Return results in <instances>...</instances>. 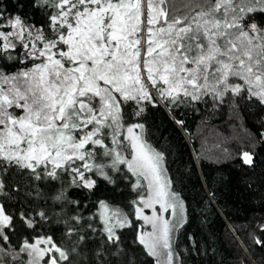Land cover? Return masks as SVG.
<instances>
[{
	"label": "snow or ice",
	"instance_id": "1",
	"mask_svg": "<svg viewBox=\"0 0 264 264\" xmlns=\"http://www.w3.org/2000/svg\"><path fill=\"white\" fill-rule=\"evenodd\" d=\"M8 3L0 264H146L127 234L152 264H186L188 209L149 116L184 127L180 109H251L264 144V0ZM256 155L242 143L234 158L255 168ZM250 235L264 249V223Z\"/></svg>",
	"mask_w": 264,
	"mask_h": 264
},
{
	"label": "trees",
	"instance_id": "2",
	"mask_svg": "<svg viewBox=\"0 0 264 264\" xmlns=\"http://www.w3.org/2000/svg\"><path fill=\"white\" fill-rule=\"evenodd\" d=\"M5 6L11 7L8 0ZM177 116L184 127L163 108L154 110L148 124L153 143L168 155L185 197L189 223L180 234L178 250L186 264H264V249L255 246L250 235L264 223V144L255 143L259 122L253 110L236 117L228 107L212 114L184 108ZM242 143L256 151L255 168L234 158ZM188 234L194 235L199 254L190 251ZM132 239L127 234L125 245L136 249L139 262L152 264Z\"/></svg>",
	"mask_w": 264,
	"mask_h": 264
}]
</instances>
